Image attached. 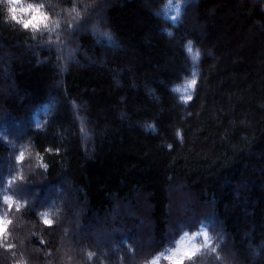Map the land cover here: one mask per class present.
<instances>
[{
  "label": "trees",
  "instance_id": "1",
  "mask_svg": "<svg viewBox=\"0 0 264 264\" xmlns=\"http://www.w3.org/2000/svg\"><path fill=\"white\" fill-rule=\"evenodd\" d=\"M38 2L39 29L0 10L30 191L0 189V264H145L185 230V264H264V0Z\"/></svg>",
  "mask_w": 264,
  "mask_h": 264
},
{
  "label": "clouds",
  "instance_id": "2",
  "mask_svg": "<svg viewBox=\"0 0 264 264\" xmlns=\"http://www.w3.org/2000/svg\"><path fill=\"white\" fill-rule=\"evenodd\" d=\"M43 6L38 0H0V10H2L4 22L13 23L19 26L22 31L39 29L42 24L46 25L49 17L41 12ZM188 233L187 230L183 231L172 245L165 246L159 252L154 253L145 264H185L186 259L194 253L192 250H186L179 246V240ZM203 247H209V245L205 244ZM217 247L219 245L212 247L211 251L216 253ZM216 259H220L218 253Z\"/></svg>",
  "mask_w": 264,
  "mask_h": 264
},
{
  "label": "rangeland",
  "instance_id": "3",
  "mask_svg": "<svg viewBox=\"0 0 264 264\" xmlns=\"http://www.w3.org/2000/svg\"><path fill=\"white\" fill-rule=\"evenodd\" d=\"M260 1V0H259ZM101 4V2H100ZM63 54L65 56V58L69 57V51L67 48L64 49ZM14 126V125H13ZM15 127H10V136L14 137V136H23V131H22V125L15 123ZM12 128H15V130H13ZM15 131V132H14ZM13 154V153H12ZM26 154H24L25 156ZM23 155H21L22 157ZM16 158V157H15ZM22 171L21 169L19 170L17 166H15L13 163L11 162H7V165L4 164L2 166V168L0 169V189L1 188H7V186H10V192H15L13 195L14 197H18V198H26L27 197V191L26 190V184H24L25 181V177L21 176ZM11 184H8V183ZM13 183V184H12ZM18 183V184H17ZM25 185V186H24ZM30 192V191H28ZM34 195H36V192L33 193ZM0 195H1V191H0ZM30 200H34V197H32V199ZM7 198L3 199V202L1 203V207H4V203H7ZM142 209V208H141ZM4 217L1 216V221H4ZM7 229V228H6Z\"/></svg>",
  "mask_w": 264,
  "mask_h": 264
},
{
  "label": "snow or ice",
  "instance_id": "4",
  "mask_svg": "<svg viewBox=\"0 0 264 264\" xmlns=\"http://www.w3.org/2000/svg\"><path fill=\"white\" fill-rule=\"evenodd\" d=\"M189 50H191L190 46H189ZM195 83V81H193V84ZM46 223H48V221H45ZM9 223L8 221H0V235H2L4 233V231L6 230L5 225Z\"/></svg>",
  "mask_w": 264,
  "mask_h": 264
}]
</instances>
